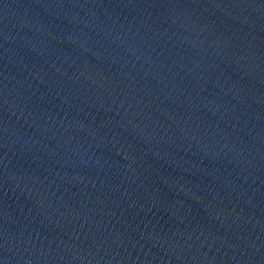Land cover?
<instances>
[{
    "label": "water",
    "instance_id": "95a60500",
    "mask_svg": "<svg viewBox=\"0 0 264 264\" xmlns=\"http://www.w3.org/2000/svg\"><path fill=\"white\" fill-rule=\"evenodd\" d=\"M0 264H264V0H0Z\"/></svg>",
    "mask_w": 264,
    "mask_h": 264
}]
</instances>
